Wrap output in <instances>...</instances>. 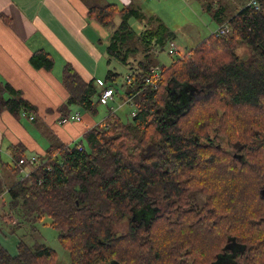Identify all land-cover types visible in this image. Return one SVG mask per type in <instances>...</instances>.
<instances>
[{
	"label": "trees",
	"instance_id": "obj_1",
	"mask_svg": "<svg viewBox=\"0 0 264 264\" xmlns=\"http://www.w3.org/2000/svg\"><path fill=\"white\" fill-rule=\"evenodd\" d=\"M84 2L92 20L112 28L107 65L114 61L128 70L122 90L113 87L118 74L107 71L113 101L135 113L125 121L100 103L93 82L65 67L69 96L60 110L76 106L95 118L105 107V116L80 140L39 158L28 177L8 188L11 205L25 222L48 217L71 264H214L230 241L244 250L243 264H264V0H257L258 9L203 0L211 20L217 27L227 23L230 33H211L168 67L154 56L174 43L175 34L160 19L130 4ZM131 19L141 24L139 32ZM32 62L47 70L53 64L45 54ZM156 67L159 79L152 78ZM3 111L21 117L36 108L0 80ZM224 141L229 150L219 147ZM233 149L244 159L234 158ZM154 191L167 205L145 220L141 214L152 210ZM192 195L204 198L199 208ZM125 219L128 232L116 234L113 227ZM56 260L43 243L20 238L15 255L0 245V264Z\"/></svg>",
	"mask_w": 264,
	"mask_h": 264
},
{
	"label": "crops",
	"instance_id": "obj_2",
	"mask_svg": "<svg viewBox=\"0 0 264 264\" xmlns=\"http://www.w3.org/2000/svg\"><path fill=\"white\" fill-rule=\"evenodd\" d=\"M121 1L122 7L132 5L131 0ZM146 17L160 19L155 14ZM106 29L109 28H103L88 16L84 0H0V80L19 91L36 108V113H32L34 121L6 111L0 113V219L14 229L24 220L11 205L7 193L19 178L13 170L16 156L44 158L50 148L60 143L73 144L99 123L76 106L60 108L69 96L63 84L65 67H71L84 83L95 80L101 83L95 61L107 59L110 35L103 34ZM41 54L52 59L50 69L33 64L32 59ZM76 112L80 113L81 121L59 123L61 115ZM6 197L8 203L4 201Z\"/></svg>",
	"mask_w": 264,
	"mask_h": 264
},
{
	"label": "rangeland",
	"instance_id": "obj_3",
	"mask_svg": "<svg viewBox=\"0 0 264 264\" xmlns=\"http://www.w3.org/2000/svg\"><path fill=\"white\" fill-rule=\"evenodd\" d=\"M131 1L132 5L136 8H140L145 15H157V17L161 19L164 25H166L175 34L173 42L176 46L177 53L169 56L167 54L168 45H165L163 51L154 56L157 64L160 66L168 67L175 58L187 53L189 49L195 47L198 43L206 39L212 32H214L218 28L215 22L211 20L209 13L202 7V2L200 0ZM121 2V0H97V4L113 3L117 4L119 7H122ZM246 2L247 0H225L224 4L233 9H237L245 5ZM118 23L119 19L116 18L115 25H118ZM129 24L135 29L136 32H139L141 24L138 21L131 19L129 20ZM110 29L112 28L109 27V29H106L103 34L108 33V35H110ZM99 36L101 37V35ZM101 43L104 46L105 42L102 41ZM243 49H239L238 53L243 54L245 52V49ZM106 60L102 59L100 62L95 61L96 69L98 68L97 78H99L101 83L95 80L93 81V86L97 89H99L100 87L104 88L103 86L109 87L108 83H105V81L103 80L107 74V71L111 70L118 74L116 81H114L113 83V87L120 89V86L123 85L125 77L128 74V70L125 66H122L121 64L114 61H112L108 66ZM122 103L123 102L117 98L115 101L109 103L108 108L115 109L118 114L124 118L125 121H128L130 119L131 112H134V110L131 105H123L120 108V105ZM105 113L106 108L100 107L99 114L97 117H95V120L97 122H100V119L105 116ZM79 121H81V115ZM160 196L161 195L159 191H154L150 195V197L154 200H158ZM7 197L4 198V201L8 203L9 197ZM194 199L197 203L200 204L204 198L200 195H194ZM5 211L6 213L8 212V205L5 206ZM154 214L155 213L149 209L145 212L146 216L144 217V219L146 220L147 218L149 220L154 216ZM9 220L12 221L15 220V218H10ZM19 222L21 223L19 228L14 229L12 226H10L9 223H4L0 219V245L7 249L11 255L16 254L17 242L20 237H22L28 244L37 242L43 243L50 247L57 254V264H71L68 252L62 247V245H60L57 240V233L55 232V230L48 226L50 223V219L48 217L45 216L40 220V222L35 223L31 221L25 222L21 220ZM128 230L129 223L127 219L119 222L113 227V231L119 235L126 234ZM225 255L223 264H240L242 261L241 253L228 252Z\"/></svg>",
	"mask_w": 264,
	"mask_h": 264
},
{
	"label": "built area",
	"instance_id": "obj_4",
	"mask_svg": "<svg viewBox=\"0 0 264 264\" xmlns=\"http://www.w3.org/2000/svg\"><path fill=\"white\" fill-rule=\"evenodd\" d=\"M245 7L248 8H255L258 9V2L257 0H247ZM231 29L228 26L227 23H224L223 25L219 26L214 32H212V34L215 35H226L228 33H230ZM177 52L176 46L174 43H170L169 48H168V53L173 55ZM152 73V78L153 79H159L160 78V73H159V69L156 67L154 69L151 70ZM126 82L129 83V76H126ZM147 84H152V81L150 79L146 80ZM113 96H114V89L112 87H104L102 88V91L100 93V103L103 105H108L110 101H113ZM113 110V109H111ZM134 114H132L133 116ZM20 116L23 118H27L29 121H33L34 120V116L33 115H28L25 112H21ZM80 120V113H74L71 114L68 117H64L61 118L59 120V123L61 125L69 123V122H75V121H79ZM39 164L38 158L36 157H29V158H21L20 160H18L15 165L19 170V179H24L26 177H28V175L31 174V172L34 170L35 166Z\"/></svg>",
	"mask_w": 264,
	"mask_h": 264
},
{
	"label": "flooded vegetation",
	"instance_id": "obj_5",
	"mask_svg": "<svg viewBox=\"0 0 264 264\" xmlns=\"http://www.w3.org/2000/svg\"><path fill=\"white\" fill-rule=\"evenodd\" d=\"M188 92L190 91V90H187ZM193 90H191L190 91V93L192 92ZM175 92V91H174ZM179 96H181V95H179ZM180 98V97H179ZM170 113H173V111H171V112H168V114L170 115ZM170 119V118H169ZM212 138V135L210 136V139ZM226 142L224 141L223 142V144H221V145H219V147L221 146L222 148H225V150H229L228 149V145H226L225 144ZM234 151H237L233 156H234V158H236L237 157V159L239 160V159H244V155L242 154V152L240 151V149H233ZM161 195V194H160ZM191 200H193V205H195L197 208H199V206L203 203V201L199 204V203H197L196 201H195V199H194V195H192L191 196ZM161 202H160V201ZM152 203L154 204V206L152 207V210L151 211H153L155 214H154V216H157V215H159V214H162L163 213V211H164V209L166 208V205L167 204H165V202L164 201H162V196H160V198L158 199V200H154V199H152ZM149 210V209H148ZM147 211V210H146ZM145 211V212H146ZM160 212V213H159ZM156 213H159V214H156ZM141 216H143V217H145L146 215H145V213H142L141 214ZM153 216V217H154ZM152 218V217H151ZM147 219V218H146ZM228 252H237V253H241L242 254V261H241V263L240 264H243V261H244V250L242 249V248H240L237 244H235L233 241H230L229 243H228V245L225 247V249H224V251H223V253L220 255V256H218L217 257V259H216V262L214 263V264H223V261L225 260L224 259V255L226 254V253H228ZM226 256V255H225Z\"/></svg>",
	"mask_w": 264,
	"mask_h": 264
},
{
	"label": "water",
	"instance_id": "obj_6",
	"mask_svg": "<svg viewBox=\"0 0 264 264\" xmlns=\"http://www.w3.org/2000/svg\"><path fill=\"white\" fill-rule=\"evenodd\" d=\"M187 89L189 90V88L187 87Z\"/></svg>",
	"mask_w": 264,
	"mask_h": 264
},
{
	"label": "bare ground",
	"instance_id": "obj_7",
	"mask_svg": "<svg viewBox=\"0 0 264 264\" xmlns=\"http://www.w3.org/2000/svg\"><path fill=\"white\" fill-rule=\"evenodd\" d=\"M231 28V27H230Z\"/></svg>",
	"mask_w": 264,
	"mask_h": 264
}]
</instances>
